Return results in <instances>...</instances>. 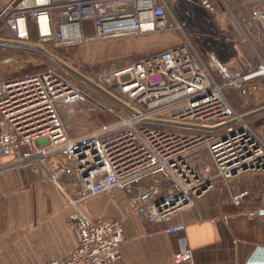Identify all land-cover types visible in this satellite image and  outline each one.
Returning <instances> with one entry per match:
<instances>
[{
  "label": "built area",
  "instance_id": "2783aa9c",
  "mask_svg": "<svg viewBox=\"0 0 264 264\" xmlns=\"http://www.w3.org/2000/svg\"><path fill=\"white\" fill-rule=\"evenodd\" d=\"M189 4V0H178ZM201 2V0H199ZM225 3V0H222ZM233 20L257 53L264 72V0H227ZM174 0H0V32L16 41L28 39L26 20L35 26L39 43L70 47L149 33L176 32L174 45L94 74L131 105L129 116L92 131L71 136L61 111L86 114L107 109L81 86L56 70L45 68L10 79H0V174L36 166L51 180L69 170L77 185L66 196L68 216L77 245L67 260L48 264H111L122 261L124 239L120 219L91 218L82 202L116 188L133 192L132 204L140 216L163 221L191 205L213 187L214 178L227 180L245 172H264V133L247 122L228 102L224 89L240 88L254 73H234L236 59L228 34L203 30L201 52L173 6ZM58 19L51 26L52 10ZM88 23L91 33L85 34ZM210 23L206 22V26ZM215 30V31H214ZM216 32V35H215ZM89 103V107H83ZM171 122V123H162ZM174 123V124H172ZM152 124L195 129L171 131ZM206 150L214 173L202 177L190 157ZM158 174L153 194L142 178ZM248 195H234L240 203ZM168 225L166 233L183 230ZM177 254L175 261L186 257Z\"/></svg>",
  "mask_w": 264,
  "mask_h": 264
},
{
  "label": "crops",
  "instance_id": "0c3cea01",
  "mask_svg": "<svg viewBox=\"0 0 264 264\" xmlns=\"http://www.w3.org/2000/svg\"><path fill=\"white\" fill-rule=\"evenodd\" d=\"M57 19L58 10L54 9L52 27ZM26 27L29 37L24 41L13 40L7 31L0 32V79L35 72L40 62L28 54L31 51L50 59L33 47L40 46L47 51L38 43L36 26L31 19L26 20ZM150 34L157 35L156 45L161 49L179 40L169 33ZM262 108L242 114L263 133ZM190 161L201 176L213 175L206 150L193 153ZM213 182V187L202 197L163 221L140 216L132 204L131 191L121 188L91 197L81 207L93 219L122 220V261L111 264H245L254 248L264 245V172H245L227 180L215 177ZM76 192V182L66 172L58 174L56 181L36 166L1 173L0 264H48L52 260H67L77 239L68 221L72 209L65 201L66 196H74ZM242 192L248 197L234 203L232 197ZM105 197L110 198L106 203ZM174 224H183V230L164 231L166 226ZM186 249V257L176 262L175 256Z\"/></svg>",
  "mask_w": 264,
  "mask_h": 264
},
{
  "label": "rangeland",
  "instance_id": "374dc122",
  "mask_svg": "<svg viewBox=\"0 0 264 264\" xmlns=\"http://www.w3.org/2000/svg\"><path fill=\"white\" fill-rule=\"evenodd\" d=\"M188 2L189 4H185L182 1L174 0L173 6L187 30L189 29L190 37H192L193 42L197 45L198 49H200L201 52H204L203 47H206L204 42H199L198 38L202 36L201 32L205 29L210 33L212 29L211 27H216V29H219L223 33H227L232 37L231 40H228V44L237 61L236 67H234L233 70L234 73L237 75L251 72L254 73L248 80L243 82L242 87H226L224 89L225 96L230 105L235 108L239 114L250 109L263 107L264 97L262 96H264V72H258L261 64L257 57V51L255 52L252 46L246 41L244 35L233 20L230 11L234 13V8L229 6V11L227 0H225V3L222 0H201V2L199 0H189ZM206 22L210 24L206 26ZM86 24L84 32L85 34H89L91 33V30L88 26L89 24ZM168 33L172 34L174 38L180 37L176 32H165V34ZM157 38V35L149 33L106 40H94L70 47L52 48L44 44L42 46L62 62L74 68L88 80L106 92L112 94L126 106L130 107L129 105H131V103L127 99L115 92L109 86L97 81L94 78V74L100 71L118 68L133 60L161 50V48H157ZM28 54H33V60L40 62V64L35 67V72L42 71L45 68H52L72 84L81 86L90 96L95 98L96 101L105 104L107 107V109H96L86 114L76 112V110L73 112L72 116L67 112V109H63L61 111L63 123L68 126L69 133L72 137L77 136L80 133L92 131L102 124L116 121L117 113L126 116L130 115V112L122 105L97 91L90 85L82 82L78 77L66 71L54 61L37 52L33 53V51H31ZM36 58H38V60H36ZM249 91L250 94L248 93ZM83 107H89V103L84 104ZM152 125L171 131L196 132L195 129L182 126H170L166 124ZM131 193L133 195L132 191ZM109 200V197H105L104 203Z\"/></svg>",
  "mask_w": 264,
  "mask_h": 264
},
{
  "label": "water",
  "instance_id": "95a60500",
  "mask_svg": "<svg viewBox=\"0 0 264 264\" xmlns=\"http://www.w3.org/2000/svg\"><path fill=\"white\" fill-rule=\"evenodd\" d=\"M34 48L38 49L42 53H44L46 56H48L52 61H54L56 64L60 65L62 68H64L66 71L70 72L74 76L78 77L82 82L86 83L87 85H90L97 91L101 92L102 94L106 95L110 99L114 100L115 102L122 105L127 110L132 111V109L128 106H126L123 102L119 101L117 98H115L112 94L106 92L105 90L101 89L99 86L88 80L84 75H82L80 72L76 71L74 68L70 67L69 65L62 62L60 59L55 57L54 55L50 54L45 49L41 48L40 46H33ZM261 110H264L262 108ZM134 113V111H132ZM162 123H171V122H163ZM174 124V123H172ZM66 173L69 174L70 177L73 176L72 172L69 170H66ZM158 177V174H152L149 176H146L142 178V183L144 186H146L153 194L157 195L159 192L156 190L155 186L158 184L156 178ZM245 264H264V245H258L254 248L252 253L249 255L247 261Z\"/></svg>",
  "mask_w": 264,
  "mask_h": 264
},
{
  "label": "bare ground",
  "instance_id": "6f19581e",
  "mask_svg": "<svg viewBox=\"0 0 264 264\" xmlns=\"http://www.w3.org/2000/svg\"><path fill=\"white\" fill-rule=\"evenodd\" d=\"M34 1H42V0H24V3H30V2H34Z\"/></svg>",
  "mask_w": 264,
  "mask_h": 264
},
{
  "label": "trees",
  "instance_id": "16d2710c",
  "mask_svg": "<svg viewBox=\"0 0 264 264\" xmlns=\"http://www.w3.org/2000/svg\"><path fill=\"white\" fill-rule=\"evenodd\" d=\"M205 1H207V0H205ZM228 38H229V40H231V39H232V37H231L230 35H229V37H228Z\"/></svg>",
  "mask_w": 264,
  "mask_h": 264
}]
</instances>
